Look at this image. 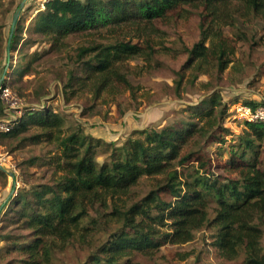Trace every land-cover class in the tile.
I'll use <instances>...</instances> for the list:
<instances>
[{
    "label": "trees",
    "instance_id": "16d2710c",
    "mask_svg": "<svg viewBox=\"0 0 264 264\" xmlns=\"http://www.w3.org/2000/svg\"><path fill=\"white\" fill-rule=\"evenodd\" d=\"M194 11L201 39L184 47L187 59L173 79L180 95L184 80L194 82L201 73L221 77L229 65L236 67L237 44L245 37L225 28L235 27L238 17L264 22V0H50L29 29L50 46L30 57L64 54L60 79L68 98L87 91L93 100H116L135 90L129 78L134 65L128 61L141 60L145 69L161 64L157 56L168 50L161 24ZM23 31L17 24L12 52L36 42ZM73 35L90 38L66 51ZM103 36L107 39L100 40ZM20 71L14 69V79L2 84L15 82ZM244 104L253 110L264 105ZM185 108L188 119L137 129L121 144L86 133L70 114L50 106L23 108L13 129L0 131V138L33 130L23 140L52 145L43 159L51 174L20 189L4 206L0 256L16 252L17 264H48L58 249L77 243L88 251L80 264H148L133 257L153 259L162 246L187 243L210 227L212 245L224 258L242 255L243 264H264V122L244 120L242 133L228 143L229 107L220 91ZM5 115L0 99V116ZM211 142L227 150L214 158ZM0 175L8 177L2 168ZM144 179L150 188L142 193Z\"/></svg>",
    "mask_w": 264,
    "mask_h": 264
},
{
    "label": "rangeland",
    "instance_id": "374dc122",
    "mask_svg": "<svg viewBox=\"0 0 264 264\" xmlns=\"http://www.w3.org/2000/svg\"><path fill=\"white\" fill-rule=\"evenodd\" d=\"M23 0H0V81L14 79L12 71L22 69L17 80L8 86L15 94L13 105H9L8 113L18 114L19 109L29 106L42 108L52 107L61 113L71 115L70 121L83 125L85 132L106 142L123 143L134 136V131L147 127H164L182 119H188L190 113L185 107L190 104L198 105L214 90L220 91L224 102L229 107L224 125L230 129L226 135L228 143L242 133L244 118L238 107L246 101L262 102L264 104V22L258 17H238L235 27H226V32L237 36L243 33L245 37L237 44L235 55L236 67H229L221 77L216 73L203 74L194 81L184 80L181 85V94L177 95L173 79L175 71L179 70L187 59L184 52L185 46H192L201 39L200 17L197 11L185 17L171 19L162 23L164 34L161 40L168 50L158 54L161 61L159 65H152L145 69L141 60H129V78L135 90L133 93L126 91L116 100H93L85 91L82 95L68 98L63 93V83L60 79L61 69L65 65L63 55L57 53L43 54L38 59L30 56L34 52L41 53L49 48V42L39 34H31L30 27L38 7L36 0H28L23 6L17 24L23 26V36L36 42L19 44L16 51L7 54L9 33L13 16ZM10 7L11 10H10ZM16 24V25H17ZM103 35V34H102ZM90 37L73 35L66 42V51L73 52L74 48L88 41ZM106 40V36L99 38ZM144 66L141 70L140 68ZM133 67V66H131ZM27 68V69H26ZM191 79V75L187 76ZM213 87V88H211ZM9 102L8 104H10ZM15 107V108H13ZM3 117V116H1ZM75 126V125H74ZM33 131V130H32ZM30 131V133L32 132ZM25 132L18 137L0 138V165L5 169L8 177L0 175V206L8 199L12 192L13 178L15 175L16 186L11 197L22 188L46 181L50 174L43 159L52 150V145L47 143L34 144L30 140H23ZM219 144L211 142L209 152L214 158L219 153L225 152ZM39 157L36 162H29L30 158ZM223 159L227 156L222 155ZM102 160V156H99ZM187 169V168H184ZM186 172V170H185ZM150 188L149 181L142 180L138 190L142 193ZM10 197V198H11ZM170 199V196H167ZM9 202V201H8ZM6 209V208H5ZM5 209L3 211H5ZM2 213V211H1ZM0 213V216H1ZM1 225V222H0ZM1 230V229H0ZM15 233L21 232L18 229ZM215 229L204 227L196 232L193 240L179 245H164L153 259L135 256L133 260L141 263L154 264H243V256L228 260L212 245ZM98 236L103 237L102 233ZM97 236V237H98ZM5 241L0 240V247ZM264 246V233L262 237ZM87 249L79 244H69L61 251L58 249L48 264H80L85 260ZM16 252L0 256V264H17ZM185 257V258H184Z\"/></svg>",
    "mask_w": 264,
    "mask_h": 264
},
{
    "label": "built area",
    "instance_id": "2783aa9c",
    "mask_svg": "<svg viewBox=\"0 0 264 264\" xmlns=\"http://www.w3.org/2000/svg\"><path fill=\"white\" fill-rule=\"evenodd\" d=\"M50 0H36L38 7L35 8V12H42L46 10V4ZM15 93L8 87L3 84L0 85V99L5 105L6 115L0 116V131L9 132L13 129L14 124L17 119H20L23 115V109L18 110V114L8 113L9 105L14 106L13 102L16 99ZM11 102L10 104H8ZM15 108V107H13ZM238 111L243 116L244 120L253 121V122H264V105H259L255 110L250 106L241 104L238 107Z\"/></svg>",
    "mask_w": 264,
    "mask_h": 264
},
{
    "label": "water",
    "instance_id": "95a60500",
    "mask_svg": "<svg viewBox=\"0 0 264 264\" xmlns=\"http://www.w3.org/2000/svg\"><path fill=\"white\" fill-rule=\"evenodd\" d=\"M28 0H23L18 8L16 9L15 13H14V16H13V21H12V26H11V29H10V33H9V39H8V45H7V54H8V57L10 58V51H11V44H12V39H13V33H14V30H15V27H16V24H17V21L19 19V16H20V13H21V10L23 8V6L25 5V3L27 2ZM4 81V78L1 79L0 81V85L2 84V82ZM0 168L4 169L1 165H0ZM5 170V169H4ZM9 174L11 175V177L13 178V188H12V192L10 193V195L8 196V199L0 206V213L2 211V209L4 208V206L8 203V201L10 200V197H11V194L13 193L14 191V188L16 186V180H15V175L11 172H9Z\"/></svg>",
    "mask_w": 264,
    "mask_h": 264
}]
</instances>
